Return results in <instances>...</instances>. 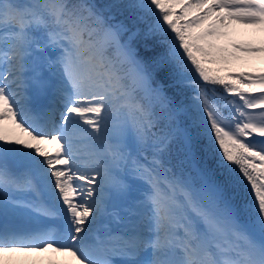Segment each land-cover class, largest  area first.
<instances>
[{"label":"snow or ice","instance_id":"6c2138e0","mask_svg":"<svg viewBox=\"0 0 264 264\" xmlns=\"http://www.w3.org/2000/svg\"><path fill=\"white\" fill-rule=\"evenodd\" d=\"M258 55L264 0H0V264H264Z\"/></svg>","mask_w":264,"mask_h":264},{"label":"trees","instance_id":"16d2710c","mask_svg":"<svg viewBox=\"0 0 264 264\" xmlns=\"http://www.w3.org/2000/svg\"><path fill=\"white\" fill-rule=\"evenodd\" d=\"M98 7L105 8L106 5L113 4V3H120V4H126L129 2V0H93ZM107 13V14H106ZM106 15L112 14L115 15L116 20H125L126 23H130V21L127 19L129 16V10L127 9H112L111 12L106 11ZM123 13V14H121ZM143 27V25H140ZM149 43H154V41H150ZM157 50H161L157 48ZM165 88L167 90V93L169 96L173 97L175 103L180 104L184 103L185 105L190 104V90L186 88H182L178 85L170 86L169 81H164ZM183 119V118H182ZM166 159H168L172 165L176 166V170L179 171L181 166V160L183 159V154L180 151V145L178 142H174L169 149V153L166 155ZM246 195V193H245Z\"/></svg>","mask_w":264,"mask_h":264},{"label":"rangeland","instance_id":"374dc122","mask_svg":"<svg viewBox=\"0 0 264 264\" xmlns=\"http://www.w3.org/2000/svg\"><path fill=\"white\" fill-rule=\"evenodd\" d=\"M107 14V13H106ZM240 30L236 31L238 34H241L237 37L233 36V39L237 40L238 42H244L252 39L251 34H246V32H249V29H244L240 26H238ZM248 30V31H247ZM260 37V34H256L255 39L258 41ZM54 55V53H53ZM243 55V54H241ZM215 67V66H211ZM231 70L235 72L239 71H252V72H258L261 70H264V55H258L255 57H245L244 59L234 61L231 65ZM223 74V73H222ZM55 98V96H54ZM59 105L58 107L52 112L53 114H57V118L54 117V120L58 123L60 118V111ZM141 186L139 183H137V188L139 189ZM139 196V191H134L131 193L132 198H137Z\"/></svg>","mask_w":264,"mask_h":264},{"label":"bare ground","instance_id":"6f19581e","mask_svg":"<svg viewBox=\"0 0 264 264\" xmlns=\"http://www.w3.org/2000/svg\"><path fill=\"white\" fill-rule=\"evenodd\" d=\"M238 26L239 25H237L236 26V29H237V31L238 30H240L239 28H238ZM240 27H242V26H240ZM243 28V27H242ZM248 31V30H247ZM246 34L248 35V34H252V30L251 29H249V32H246ZM256 34H259V33H256ZM239 35H241V34H238L237 32H235V34H234V36L235 37H237V36H239ZM47 75V74H46ZM52 84L54 85L55 84V79L53 78V80H52ZM52 95H54V87H52V86H49L46 90H45V94L40 98V100H39V105H38V110H39V112H41V113H50V115H52L53 113V110L52 109H50V107H49V105L47 106V103H44V109H43V112H42V108H41V105L43 104V99H46L48 96H52ZM56 118H57V114H56ZM47 221L48 220H44V219H42L40 222L41 223H47Z\"/></svg>","mask_w":264,"mask_h":264}]
</instances>
